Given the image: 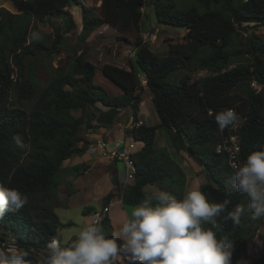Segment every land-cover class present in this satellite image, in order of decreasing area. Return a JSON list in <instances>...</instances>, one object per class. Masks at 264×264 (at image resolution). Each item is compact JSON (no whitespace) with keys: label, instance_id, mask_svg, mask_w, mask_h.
Segmentation results:
<instances>
[{"label":"trees","instance_id":"16d2710c","mask_svg":"<svg viewBox=\"0 0 264 264\" xmlns=\"http://www.w3.org/2000/svg\"><path fill=\"white\" fill-rule=\"evenodd\" d=\"M9 1L16 14L0 5V183L25 193L28 202L0 220V240L13 238L16 247L30 251L32 264H44L47 243L54 238L62 240L57 230L63 225L54 212L53 201L57 200L60 182L55 177L63 162L88 151L91 144L82 131L86 135L110 128L127 109L133 117L130 137L144 146L132 158L134 180L120 195L124 207L140 204L153 193L145 191L148 187L182 199L186 177L176 159H185L184 154L201 165L207 182L197 190L209 202L228 198L229 210L236 205L247 207L246 195L233 189L232 195L226 196L232 187L233 171L225 155L216 152L220 133L214 114L235 109L241 116L242 163L264 145V41L255 32L264 28V0H182L191 2L182 11H175L170 0H100L98 15L82 0ZM146 2L154 8L157 25L184 28L187 33L182 42L168 44L160 56L137 36L129 70L104 65L102 76L120 90V95H110L94 84L96 67L85 59L83 51L73 53L66 66L50 68L51 57L67 48L68 35L76 30L65 9H80L81 30L76 41L85 42L102 26L139 32L144 16L141 9ZM61 16L64 26H52L48 43L41 41L37 23ZM240 32L246 33L244 44L232 51L233 39ZM34 33L38 38L33 39ZM118 39L126 42L122 37ZM232 57L245 58L248 63L229 69ZM39 66L53 73L41 90L36 77ZM195 71H205L209 76L191 81ZM174 79L177 82L172 83ZM142 82L158 119L154 126L138 125L145 90ZM252 82L261 86L258 92L250 87ZM23 103L32 104L29 111L21 107ZM160 130L165 132L175 158L165 148L155 146ZM17 135L27 146L24 150L14 144ZM88 169L78 166L74 171L78 174ZM115 196L108 194L103 206ZM263 219H254L246 212L241 223L233 225L230 220L218 218L219 226L213 231L218 239L226 238L232 244L231 264L245 262L248 242ZM102 225L112 236L110 220L104 219ZM203 226L211 227L207 223ZM122 259L127 264L125 256ZM254 264H264V248Z\"/></svg>","mask_w":264,"mask_h":264},{"label":"clouds","instance_id":"9594fccd","mask_svg":"<svg viewBox=\"0 0 264 264\" xmlns=\"http://www.w3.org/2000/svg\"><path fill=\"white\" fill-rule=\"evenodd\" d=\"M238 118L234 109L214 114L220 129L234 126ZM13 141L18 149L27 147L18 135ZM232 167V187L226 196L230 197L233 189L246 195V208L236 205L229 210L230 199L209 202L201 190H190L183 199L156 191L131 208L112 236L96 220L83 226L68 245L54 238L46 245L44 264H113L121 255L127 264H231L232 244L226 238L218 239L213 229L219 226L218 218L239 225L246 212L254 219L264 217V145L251 152L246 162ZM27 202L25 193L0 183V220ZM205 223L211 227L205 228ZM29 256L28 249L11 246L0 250V264H32Z\"/></svg>","mask_w":264,"mask_h":264},{"label":"rangeland","instance_id":"374dc122","mask_svg":"<svg viewBox=\"0 0 264 264\" xmlns=\"http://www.w3.org/2000/svg\"><path fill=\"white\" fill-rule=\"evenodd\" d=\"M170 1L173 2L175 11H182L191 4V2H184L182 0H170ZM82 2L85 6L91 8L95 15L99 14V7L101 3L100 0H82ZM0 4L4 6L11 4V7H13L12 3H10L9 0H0ZM149 5L150 3L146 2L145 6L141 9V12L144 14V16H143L141 29L139 32L133 28L128 29L124 32H119L116 29L110 28L108 26H102L97 30H95L85 42L76 41V37L79 35L81 30L80 9L77 7L65 9V11L71 14L72 21L74 22V25H76V30H73L69 33L68 36H70V40L67 43V48L65 47L62 48V50L60 51L61 53L59 55L57 56L53 55L51 57L52 59L49 63L50 68L55 69L57 66H66L67 61L73 56V53L80 54L83 51L85 59L96 67L94 84L104 88L110 95H119L120 90L116 86H114L112 82H110L108 79L102 76L100 69L104 65L108 64L122 69L128 68L129 60L133 57V51L135 48L137 36H140L143 42H147L148 44H150L151 51L153 53H156L158 56H160L167 51L168 44L182 42L183 37L187 33V30L184 28H175V27L157 25L154 22L155 21L154 8L151 5L150 6ZM199 12H202V10H200ZM36 26H37V30H39L40 33L42 34V37L40 36L41 37L40 40L46 41V43H48L47 38L53 35V33H51L52 26L63 27L64 16H61L59 18L58 17L51 18L50 20L45 21L43 24L37 23ZM255 32L260 37V39L264 41V28L257 29ZM245 36L246 33L243 32H240L239 35L235 36V38L233 39L232 51L241 48V46L244 44ZM120 37L126 39V42L120 41L118 39ZM247 63H248L247 59L245 58L239 57L238 59H236L232 57L231 63L228 66V68L231 69L237 65L244 66ZM52 69L46 70L44 67L39 66L36 76L39 90H41L52 77L53 75ZM206 76H209V74L206 73L205 71H195L191 74V81L199 80ZM175 82H177L176 79L172 81V83ZM142 84L144 90L145 83L142 82ZM149 96L150 95L148 93H145V91H143L142 99H144L145 103L147 104L144 109L142 108L144 111L147 109L148 106H150V108L153 109L151 102L148 103L147 101V98L148 99L150 98ZM31 106L32 104L27 105L23 103L21 107L24 108V110L29 111ZM127 111L131 113L130 109H127ZM127 111L125 110L124 113L126 114ZM128 115L131 116V114ZM140 124L142 123H138V125ZM94 131L97 132V130ZM83 134L84 136H86L85 133H83L82 131V135ZM163 138L167 140V136L165 132L163 130L157 131L155 137V146L159 149L164 148L162 147L161 144ZM167 143L168 146L170 147L168 140ZM175 154H176L175 152L172 153L174 158H175ZM180 156H182L181 153ZM184 157L185 159H180L178 157L176 159L177 164L181 167L186 177L183 197L186 195L188 191L197 190V188L200 185H203L207 182L199 162L196 160L189 159L186 154H184ZM91 171L94 172V169H92ZM70 174H74V171L61 170L60 173L55 177V180L60 181L57 187L58 190H57L56 198H58V195L61 193L67 196V191H66L67 187L64 186L65 188H62L61 190L59 187L62 184L61 181L63 179H66V175L68 176ZM83 174H84L83 172H79L76 175L80 177ZM122 180L123 178H119V181H121L119 184L122 183ZM127 187L128 186H126V188ZM106 188H108V186L107 185L105 186L104 183L101 182L99 184V188H95V190L92 189L91 191H89L90 192L89 194L87 193L83 194L82 192H77L75 195H72L70 199H68L69 208L68 206L58 207L55 205L57 200L53 201L54 212L58 216L60 223L63 225V227L61 226L58 228L57 233L60 235L65 245L70 244L78 235L80 229L87 224L88 222L86 218L87 216L83 215L82 211H84L87 208L95 209V211H98L100 208H102L103 201L101 205L99 199L102 195L107 193ZM145 191L154 193L157 191V189L156 187L155 188L148 187L145 189ZM118 199L119 198H114V200L116 201H119ZM116 210H117V205L114 206V211L112 215ZM130 211L131 208H128L129 213ZM91 214L92 212L89 215L91 216ZM110 215L111 213H109V217ZM69 222H72L73 224H71L68 227H65V225H67ZM2 231L3 229L0 227V233ZM118 231H119V227L117 226L114 227V230L112 229L113 234ZM8 239L11 240L13 238L8 237ZM263 248H264V219L262 220V225L259 227L258 231L256 232L255 237H253L248 242V247L246 251V260L243 264H254L255 259L258 257L260 251H262ZM38 260L39 261L42 260L40 256H38ZM114 262L117 264H126L125 261L122 259V255L115 258Z\"/></svg>","mask_w":264,"mask_h":264},{"label":"crops","instance_id":"0c3cea01","mask_svg":"<svg viewBox=\"0 0 264 264\" xmlns=\"http://www.w3.org/2000/svg\"><path fill=\"white\" fill-rule=\"evenodd\" d=\"M11 3V2H10ZM1 7L6 9L7 11L11 13H16V9L11 7V4L9 5H2ZM125 70H129L128 68H125ZM145 93L147 92V88H144ZM121 94V92H120ZM119 94V95H120ZM149 94V93H148ZM150 95V94H149ZM150 98H147L148 103L151 102V96ZM147 104L145 103L144 99H142V103L139 105V112H138V122L144 123L145 125L154 126L158 124L157 116L154 112V109H151L150 106L147 107V109L144 111ZM152 105V104H151ZM144 106V107H143ZM143 108V109H142ZM153 108V107H152ZM127 111V110H126ZM143 114H142V112ZM123 111L115 124L107 129H97V132L90 131L87 132L85 138L90 142V146L88 151L81 157L73 156L67 161L63 162L61 170H75V168H78V166H87L89 169L84 172V174L81 177H78L74 171V174L66 175V179H63L61 181V186L59 187L60 190L62 188L67 187V196L63 195L62 193L58 195L57 202L55 203L56 206L62 207V206H68V199L71 198L72 195H75L77 192H82L83 194H89L92 189L95 190V188H99V184L102 182L104 185L108 186L107 193L104 195H100L99 201L101 202L108 194H116L114 198H119V201L114 200V198L111 200L112 207H111V215L109 217L110 224L112 229L114 230V227L117 226L120 228L123 221L130 215L128 212V208L131 207H124L122 205L120 195L121 192L124 191L126 186H129V182L125 180V166L122 162L118 161H108L103 159L100 156V150L96 148V144L99 141H105L109 148L113 147H119L123 148L125 145L133 142V140L130 137V132L133 126V117L132 113L127 111V113H124ZM128 114H131L129 116ZM153 122V123H150ZM97 140V142H96ZM96 142V143H95ZM162 147H164L169 155L173 156L172 153H174V150L168 146L167 140L165 138L162 139ZM143 147L142 144L139 145V150H141ZM94 169V172L91 171ZM92 173V174H90ZM88 175V176H87ZM88 178V179H86ZM119 178H123L122 183L119 184L121 181H119ZM73 185V186H72ZM69 186V189H68ZM74 190H73V188ZM64 204V205H63ZM117 205V210L114 212V206ZM103 206V205H102ZM95 209L87 208L84 211H82L83 215H86L87 217V223H90V213L93 212ZM68 224H73L72 222H69Z\"/></svg>","mask_w":264,"mask_h":264},{"label":"built area","instance_id":"2783aa9c","mask_svg":"<svg viewBox=\"0 0 264 264\" xmlns=\"http://www.w3.org/2000/svg\"><path fill=\"white\" fill-rule=\"evenodd\" d=\"M245 2L247 0H244ZM250 87L258 92L261 89V86L257 85V83L252 82ZM235 110V109H234ZM224 111V110H221ZM220 112V111H219ZM209 115H213L212 112H209ZM238 120L235 122L234 126H229L225 129H220L218 127V131L220 133V143L216 147L217 153H222L225 155L227 159V163L229 168L234 172L232 167L233 164H242L241 160V151H240V128L242 125V118L238 114ZM140 143L133 141L127 145H125L122 149L119 147L109 148L105 141H99L96 144V148L100 150V156L108 161H118L122 162L125 166V180L131 184L134 180V164L132 158L135 154H137L139 150ZM112 204L109 203L106 206H103L98 211H93L90 216V223L96 220H100L101 222L108 218ZM15 246L14 240H0V250H6L8 247Z\"/></svg>","mask_w":264,"mask_h":264},{"label":"water","instance_id":"95a60500","mask_svg":"<svg viewBox=\"0 0 264 264\" xmlns=\"http://www.w3.org/2000/svg\"><path fill=\"white\" fill-rule=\"evenodd\" d=\"M191 154V153H190Z\"/></svg>","mask_w":264,"mask_h":264}]
</instances>
